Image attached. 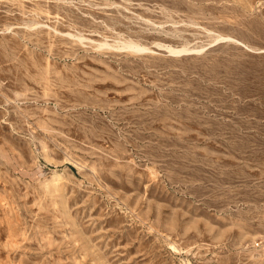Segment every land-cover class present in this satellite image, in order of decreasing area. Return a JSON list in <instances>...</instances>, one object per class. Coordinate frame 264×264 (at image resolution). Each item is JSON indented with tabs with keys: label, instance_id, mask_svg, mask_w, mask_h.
<instances>
[{
	"label": "rangeland",
	"instance_id": "374dc122",
	"mask_svg": "<svg viewBox=\"0 0 264 264\" xmlns=\"http://www.w3.org/2000/svg\"><path fill=\"white\" fill-rule=\"evenodd\" d=\"M0 264H264V0H0Z\"/></svg>",
	"mask_w": 264,
	"mask_h": 264
},
{
	"label": "bare ground",
	"instance_id": "6f19581e",
	"mask_svg": "<svg viewBox=\"0 0 264 264\" xmlns=\"http://www.w3.org/2000/svg\"><path fill=\"white\" fill-rule=\"evenodd\" d=\"M104 44V43H103ZM123 44H124V42H123ZM129 48H131L132 50H134V51H142V50H144V48L143 47H140V46H136V45H130V46H128ZM170 48V47H169ZM182 48V47H181ZM147 51V50H146ZM185 51H188V49H181V50H174L173 48H171L170 49V52L171 53H173V54H175V53H178L179 55H180V53L181 52H185ZM177 54V55H178Z\"/></svg>",
	"mask_w": 264,
	"mask_h": 264
}]
</instances>
